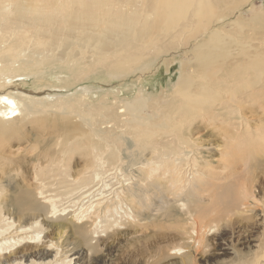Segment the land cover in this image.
<instances>
[{
	"label": "rangeland",
	"instance_id": "rangeland-1",
	"mask_svg": "<svg viewBox=\"0 0 264 264\" xmlns=\"http://www.w3.org/2000/svg\"><path fill=\"white\" fill-rule=\"evenodd\" d=\"M126 1L137 14L142 1L146 10L156 2L114 0ZM211 6V20L194 37L189 25L197 18L189 14L187 26L180 19L151 40L128 37L123 51L107 50L111 57L70 45L83 58L93 55L87 67L47 65L35 74L2 59L0 71L14 80L5 86L40 102L0 131V225L4 212L20 221L0 264H50L56 255L68 264L264 262V0ZM209 37L224 55L199 56ZM12 44L11 51L24 50L20 39ZM13 68L21 71L10 75ZM178 162L187 164L181 178L173 176ZM236 180L247 194L233 202ZM40 190L55 196V216L27 206L28 199L42 204ZM88 191L105 199L93 230L74 218ZM214 198L218 211L210 209ZM186 208L204 226L199 241L185 231ZM214 212L223 215L218 223ZM60 219L62 230L53 224Z\"/></svg>",
	"mask_w": 264,
	"mask_h": 264
},
{
	"label": "bare ground",
	"instance_id": "bare-ground-1",
	"mask_svg": "<svg viewBox=\"0 0 264 264\" xmlns=\"http://www.w3.org/2000/svg\"><path fill=\"white\" fill-rule=\"evenodd\" d=\"M128 3L129 1H126L122 5L114 2V0H0V70L5 68L2 59H5V62L11 66H17L21 61L23 64L32 66L34 68L32 72L35 74L38 73V68H45L47 65L66 64L73 69L77 63H80L82 66L87 67L90 64L88 60L93 55L83 58L80 52L71 49V46L76 44L84 49L89 46L91 50L89 53L104 52L103 56L109 55L111 57L112 55L107 50L123 51L129 43L128 37L138 38L141 41L147 37L151 40L154 37V31L162 29L160 31L167 33L171 30V27L178 26L180 19L186 20L189 14L197 18L194 25H189L192 37H194V34L205 27L212 18L210 17L212 12L211 0H156L150 10L144 9V1H142V14H137L135 10L126 8L125 5ZM185 22V26H187L189 21L186 20ZM96 27H99V29H95ZM210 37L199 56L206 55L217 58L224 55L223 46L215 37L212 39ZM17 39L23 42L24 50L12 49L11 51L12 41ZM8 49L14 57L7 53ZM199 49L197 48L196 52ZM257 64H259V61L255 63V65ZM202 68L204 75H208L207 65ZM8 71L12 75L13 72L18 73L21 69L13 68ZM1 75L3 79L0 81V131L2 132L9 130L13 124L19 122V120L13 121L18 116H21V119L34 112L32 103H39L40 101L18 92L17 89L11 90L9 87L14 80L5 76L8 75L6 71H0ZM42 80L44 79L41 78L39 81L41 85ZM8 83H10L9 87L5 86ZM181 157H184L185 162L188 164L190 157L188 153H182ZM187 164L185 166L182 162H178L173 168V176L181 178V173L187 169ZM192 166L194 165L192 164ZM95 178L101 180V175L96 173ZM240 185H243L242 182L236 180L233 191H231V195L234 196L233 202L240 200L241 195L243 198L247 194L246 188ZM190 188L192 189V187L188 189ZM186 190L182 191L181 188V194L185 193ZM45 193L43 190L38 192L39 201L42 204L30 202V199H28L27 206L32 207V210H44L55 216L56 212L60 211L56 200L53 199L55 196ZM81 194H84V192L78 194V196H81ZM102 195L103 192L88 191V205L80 208L77 214L74 215L75 219H85L88 225L92 226V230L97 225L95 210L100 209L105 200ZM101 196V200L93 201L95 197L99 199ZM213 201L218 203V200L214 198L210 204V209L213 207L218 211L219 205L213 203ZM107 206L106 204L105 207ZM64 209L62 207L61 210ZM214 213L211 221H213L212 223H218L223 215L220 214L221 212ZM182 214L185 216V231H189L190 234L196 233L195 237L188 236L199 241V236L204 234L201 231L203 224H198L199 222L192 216L189 208H186ZM1 216L4 219L0 225V250H3L10 247L9 241L13 239V234L18 232V230H13V227L20 221L17 222L8 212L1 213ZM53 224L58 229H63L61 219L54 221ZM88 225L87 227H89ZM197 225H199L198 228ZM14 228L17 229V227ZM40 232L39 230L35 232L34 237L37 238ZM8 233L11 234L7 236ZM20 233H23L22 230H20ZM95 243L89 246L95 248ZM53 244L51 243V245ZM58 248L59 246L56 245V254H58ZM173 249L180 252L179 250H182L183 247L173 246ZM67 258V256H64L59 259V256L56 255L55 261L50 264H68L70 259ZM12 261H14L12 264H21L15 259ZM253 264H264V262L257 261Z\"/></svg>",
	"mask_w": 264,
	"mask_h": 264
}]
</instances>
